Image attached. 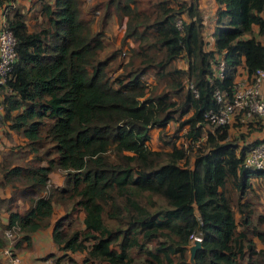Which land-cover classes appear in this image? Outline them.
<instances>
[{
	"label": "trees",
	"instance_id": "obj_1",
	"mask_svg": "<svg viewBox=\"0 0 264 264\" xmlns=\"http://www.w3.org/2000/svg\"><path fill=\"white\" fill-rule=\"evenodd\" d=\"M15 1L0 0L15 50L0 83V121L10 140L11 132L22 139L0 161V186H12L0 232L17 236L13 247H28L59 203L52 240L83 252L65 264H264L253 239L264 240V211L243 198L251 177L264 176L242 160L257 140L238 147L227 123L203 115L219 105L215 89L230 99L238 65L249 77L263 63L264 0H214L211 45L197 0H34L31 11ZM96 9L125 17L105 53ZM168 120L171 133L149 146V129L161 139ZM52 169L62 185L48 183Z\"/></svg>",
	"mask_w": 264,
	"mask_h": 264
},
{
	"label": "built area",
	"instance_id": "obj_2",
	"mask_svg": "<svg viewBox=\"0 0 264 264\" xmlns=\"http://www.w3.org/2000/svg\"><path fill=\"white\" fill-rule=\"evenodd\" d=\"M23 1V0H21ZM26 1V0H24ZM3 24V22H2ZM179 26V21H176ZM264 43V41H263ZM15 58L14 37L9 29L0 26V83H2L10 69ZM216 74L221 72L222 60L218 59L216 63ZM264 80V61L254 69L249 77L234 79L233 90L229 100L224 99V93L217 89L214 90V96L219 105L216 109L209 108L203 115L206 121L215 123H228L235 115L243 113L253 120L264 116V97L260 93L259 84ZM245 166L264 169V137L250 144L242 156ZM5 237L8 240L0 247V257H6L15 264H55L52 257L46 256L34 260H23L15 252L11 232L4 230ZM199 236L193 235L192 240Z\"/></svg>",
	"mask_w": 264,
	"mask_h": 264
},
{
	"label": "crops",
	"instance_id": "obj_3",
	"mask_svg": "<svg viewBox=\"0 0 264 264\" xmlns=\"http://www.w3.org/2000/svg\"><path fill=\"white\" fill-rule=\"evenodd\" d=\"M198 6L200 8V11L202 13V35L203 38L207 39L209 41L208 45H211L212 38L210 36V30L213 26L214 21V13L216 8V3L214 0H197ZM3 22V13L2 9L0 7V26ZM255 29V27H254ZM184 59L180 58L179 61H183ZM180 66H184V64H181ZM247 77V72L242 64L238 65L236 68V72L234 75V79L236 78H245ZM259 89L261 95L264 97V80H262L259 84ZM3 126L5 128L4 137L8 138V141L10 143V139L6 133L8 131L7 125L4 121ZM227 134L228 136L231 135L230 129L239 131L238 135L236 136L237 139L235 141L238 144V147L249 143L251 141H255L257 139L264 137V116H260L257 118V120H253L249 116L243 115V113H240L236 115L233 119H231L227 123ZM234 134V133H233ZM11 135L13 139L16 141L17 136L15 133L11 132ZM20 141H22L21 137L19 136ZM0 142H3V139L0 138ZM17 142V141H16ZM4 148V149H3ZM9 149V146H1L0 151H5ZM44 163V162H41ZM1 179V177H0ZM63 182V172L59 169H52L48 173V183L60 186ZM264 184V180H263ZM12 186L10 183L5 182L3 185L0 186V199L6 198L11 193ZM7 201L0 200V222L4 223L7 220V209H6ZM14 204L17 206L18 210H24L27 206V203L20 198H16ZM61 212H63V207L59 203H53V212L51 215L50 223L43 227L36 229L30 233V244L28 247H14L15 252L20 256L23 260H32L35 259L38 256L44 255L46 253H52L54 257H59L58 263L59 264H65L67 261V255H71L70 251L66 250L65 252L61 249H59L51 237V230H52V224L54 218L59 215ZM78 216H81V211L77 212ZM17 234H20L18 232ZM0 235L1 232H0ZM4 236V235H2ZM6 239V237L4 236ZM79 252V251H78ZM67 254V255H66ZM52 256V257H53ZM64 262V263H63ZM0 264H15L10 262L6 257H0Z\"/></svg>",
	"mask_w": 264,
	"mask_h": 264
},
{
	"label": "rangeland",
	"instance_id": "obj_4",
	"mask_svg": "<svg viewBox=\"0 0 264 264\" xmlns=\"http://www.w3.org/2000/svg\"><path fill=\"white\" fill-rule=\"evenodd\" d=\"M84 1H86L85 3L88 4L91 0H84ZM15 2H19L24 7H27L29 9V11H31L32 7L35 6L34 0H32V1H30V0H26V1H24V0L23 1L16 0ZM121 20H118L112 11L110 13H108L106 16L105 15L103 16L102 9H100L99 11L96 9L94 11V14L92 15V26L93 27H97V28H101V30L103 31V38L105 40V45H104V47L102 49V53H105L110 48H112L115 45H117V43H118V41H119V39H120V37H121V35L123 33V30H124L123 29L122 32L120 33V35L117 37L118 27H119V25L121 23ZM26 22H27L28 26L30 27V24L32 23V18L26 19ZM121 53L122 52H120V54H118L117 59H120L121 61H123L122 59H124L126 57V55L125 54H121ZM176 61H177L178 65L184 64V62L183 61H179V59H177ZM114 71H118V70L116 69ZM174 125H175V121H173V120H168L166 122L165 126L163 128H161V130L163 132L161 139H158L157 128L156 127L150 128L149 129L148 145L151 146V147L160 146L162 139L166 136V134L171 133V131L174 128ZM184 130H185V125L182 126L177 131V133H178L177 135H179V137L175 141L176 144H178L180 139H182V138H180V136H181V134H182V132ZM230 131H231L230 132L231 135L229 137L233 138V139H237L236 136L238 135L239 131L233 130L232 128L230 129ZM4 132H5V128L3 126V122L0 121V138L3 139V142H0V148H1L2 145L5 146V147H7V146L12 147L16 141L17 142H21L20 138H19V135L14 132L15 135L17 136L16 141L14 139H12V140H10V143H9L8 138L4 137ZM5 152H6V150L5 151L4 150L0 151V161H1L2 157L4 156ZM191 155H192L191 152L188 153L189 158H190ZM263 180H264V176H261V175L260 176L251 177V185H252V187L250 185V189H248L246 191L245 195L243 196L244 199L247 198V199H249L252 202V208H253L254 213H258L259 211H264L263 204H262V199H263V195H264ZM235 215L237 216V213ZM73 222H74V225H78L79 224V221L76 218L74 219ZM260 225H262V223H260ZM1 234L5 236V233L1 232ZM11 237H12V243H13L17 236L15 234H14V236L11 234ZM253 239L255 241L254 242L255 247H264V240L262 241L256 236H253ZM7 241L8 240L6 239V242ZM191 243H192V240H191ZM18 248H20V246H18ZM71 253L72 254L70 256L72 258H74V260H76L78 262L81 260L80 258L82 256L83 252L76 251V252H71ZM188 256H189V251H188ZM83 264H87V263H83Z\"/></svg>",
	"mask_w": 264,
	"mask_h": 264
},
{
	"label": "water",
	"instance_id": "obj_5",
	"mask_svg": "<svg viewBox=\"0 0 264 264\" xmlns=\"http://www.w3.org/2000/svg\"><path fill=\"white\" fill-rule=\"evenodd\" d=\"M124 24H125V17L122 18L121 23L118 27V33H117V37L120 35V33L122 32V30L124 29ZM199 246V239L198 238H194L192 240V243L188 245V251H189V256L188 259L191 261L192 259V255L194 253V250Z\"/></svg>",
	"mask_w": 264,
	"mask_h": 264
}]
</instances>
